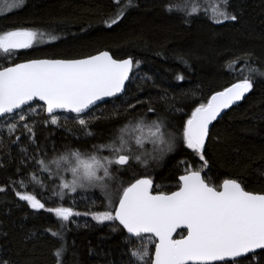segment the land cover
<instances>
[{
  "label": "snow or ice",
  "instance_id": "1",
  "mask_svg": "<svg viewBox=\"0 0 264 264\" xmlns=\"http://www.w3.org/2000/svg\"><path fill=\"white\" fill-rule=\"evenodd\" d=\"M113 4V13L104 20L108 28L118 25L131 8L139 7L135 0H113ZM25 5L26 0H0V15ZM163 7L166 13L177 14L172 0H164ZM200 16L214 24L238 21L230 0H220L210 17L192 9L180 18L190 23ZM43 35L29 29L0 32V53L13 55L31 49ZM242 59L230 61L229 68ZM140 63L101 51L83 58L31 59L0 68V121L6 126L9 142L17 144L22 154L23 167L16 171L27 172L28 184L49 192L53 206L26 191L15 195L33 210L56 218V229H45L57 240L54 264H66L74 247V241L70 244L67 240L68 225L74 222L73 217L82 215L91 216L97 224L114 225L113 231H119L124 245L125 264H264V191L247 190L235 178L215 184L205 176L211 127L225 110L245 99L256 78H264V70L245 61L237 82L198 102L179 128L170 116L181 108L173 103L165 116L150 99L137 96L135 103L124 102L123 109L106 117L122 118L121 123L110 130L104 142H96L92 125L101 116L94 115L95 110L122 98ZM176 79L183 81L184 76ZM161 99L174 98L165 93ZM38 115L39 121L35 119ZM69 121L77 126L79 135L67 127ZM38 122L64 128L75 144L66 143L60 149L55 144L50 148L47 142L40 144ZM4 142L0 127V145ZM181 149L190 150L199 166L179 161L183 173L175 176V190H158L153 172ZM4 166L0 162V168ZM12 184L28 186L24 180ZM96 189L102 199L99 205L93 203L94 210L81 213L64 206L66 197L74 200L75 195ZM4 191L0 187V192ZM0 264L9 262L0 259Z\"/></svg>",
  "mask_w": 264,
  "mask_h": 264
},
{
  "label": "trees",
  "instance_id": "2",
  "mask_svg": "<svg viewBox=\"0 0 264 264\" xmlns=\"http://www.w3.org/2000/svg\"><path fill=\"white\" fill-rule=\"evenodd\" d=\"M135 2L139 7L131 8L118 25L108 28L104 20L115 9L113 0H26L23 8L0 15V32L29 29L57 39L13 55L0 53V68L30 59L82 58L101 51H109L117 59L139 60L140 68L134 69L122 98L102 104L94 112L101 116L92 125L94 140L101 143L122 119L106 117L117 108L123 109L124 102L135 103L137 96L150 99L157 112L165 116H169V105L174 103L181 108L182 111L170 116L179 128L198 102L237 82L245 61L250 60L252 66L264 70V0H230L238 21L224 24H214L204 16L190 23L180 18L192 9L210 17L220 0H172L176 15L166 13L164 0ZM237 57L243 59L230 69L229 62ZM177 75H183L184 80H177ZM165 93L174 99L167 102L161 99ZM149 116L154 118L153 114ZM40 118L38 115L35 119ZM0 127L5 140L0 145V162L5 164L0 168V187L6 189L0 192V259L9 264H54L57 240L45 229L55 230L56 218L43 210H33L15 192L34 194L46 206H53L54 197L50 199L49 192L28 184L27 172L16 171L23 167L22 154L17 144L9 142L2 121ZM67 127L79 135L77 126L70 121ZM36 135L38 142H47L49 148L53 144L58 149L66 143L75 144L64 128L39 122ZM207 150L210 163L205 176L211 183L235 178L247 190L264 191V78L257 77L245 100L214 124ZM181 160L192 167L199 166L190 150H178L153 172L158 190H175V176L183 173ZM13 180H24L28 186L14 185ZM101 199L97 189L75 195L74 200L66 197L64 206L83 213L94 210L93 203L99 205ZM72 220L67 240L70 244L74 241V247L66 257V264H125L121 235L118 230L113 231L111 222L97 224L91 216L84 215Z\"/></svg>",
  "mask_w": 264,
  "mask_h": 264
},
{
  "label": "water",
  "instance_id": "3",
  "mask_svg": "<svg viewBox=\"0 0 264 264\" xmlns=\"http://www.w3.org/2000/svg\"><path fill=\"white\" fill-rule=\"evenodd\" d=\"M25 50H27V49H21V50H18L17 52H22V51H25ZM99 53V52H98ZM98 53H96V54H98ZM111 54V53H110ZM93 55H95V54H93ZM112 55V54H111ZM114 57V56H113ZM83 58V57H82ZM115 58V57H114ZM37 59H61V58H37ZM117 59V58H116ZM124 59H126V58H124ZM31 60V59H30ZM28 60H25V61H21V62H18V63H24V62H27ZM9 66H11V65H9ZM132 78V77H131ZM131 78H130V80H131ZM130 82V81H129ZM129 82H127L126 83V85H125V88L127 89V86H128V83ZM229 86H231V85H229ZM228 86V87H229ZM223 90V89H222ZM221 91V90H220ZM214 94V93H213ZM123 95V94H122ZM248 95V94H247ZM247 95H246V97H247ZM245 97V98H246ZM245 100V99H244ZM244 100H242V101H240V102H238L236 105H233L232 106V108L234 107V106H237V105H239V104H241ZM232 108H230V109H227V110H225L222 114H221V117L220 118H218V120H220L228 111H230ZM72 115H74V114H72ZM217 120V121H218ZM216 121V122H217ZM216 122H214V124L216 123ZM213 127V126H212ZM212 127H211V129H212ZM154 182H155V180H154ZM154 186H156V182H155V185ZM178 231H182V230H178Z\"/></svg>",
  "mask_w": 264,
  "mask_h": 264
},
{
  "label": "rangeland",
  "instance_id": "4",
  "mask_svg": "<svg viewBox=\"0 0 264 264\" xmlns=\"http://www.w3.org/2000/svg\"><path fill=\"white\" fill-rule=\"evenodd\" d=\"M215 8V7H214ZM39 33V32H38ZM50 38H48L47 37V35L46 34H44L42 37H39L38 38V40H37V43H35L33 46H35L36 44H40V43H43L44 41H46V40H49ZM151 145L150 144H148L147 145V148L149 149V150H151ZM70 178V177H69ZM97 190V189H96ZM93 191H95V190H93ZM91 191H89V192H87V194H89Z\"/></svg>",
  "mask_w": 264,
  "mask_h": 264
}]
</instances>
